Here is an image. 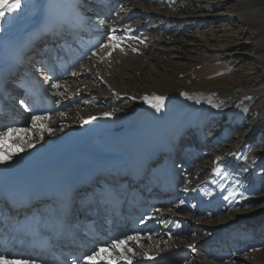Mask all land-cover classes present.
<instances>
[{"label":"bare ground","instance_id":"bare-ground-1","mask_svg":"<svg viewBox=\"0 0 264 264\" xmlns=\"http://www.w3.org/2000/svg\"><path fill=\"white\" fill-rule=\"evenodd\" d=\"M66 1H69L72 4L70 7L73 9H75V5H80L85 8L84 13L81 17L79 16L80 20H84L87 17L90 18V16H98L99 18L98 20L95 18L89 27H84L83 29L80 26L81 22H76L78 20L75 18L76 16L78 18V12L76 11L74 18H72L73 23H71L69 27L72 29V32H80L83 29L87 32V36L97 35L103 37V42L100 37H98L95 44L91 45V47H88V43H83L85 40H91L88 38H84L79 41V43L82 42L83 44H76L78 47L83 48V51H87V48L92 49L94 45L96 46L94 50L87 53L86 57L93 55L92 51L98 53V48H100L101 45L107 46V53H105V55L101 58H96V61L94 60V62H91L89 67H83L80 65L82 68L79 71L83 70L80 74L82 76L90 77V82L88 83L80 80L79 84L75 87L70 86L68 83L64 84L66 87L69 85L68 87L70 91L67 90V92L59 93L54 90L57 87L53 88L52 84H58L57 78H61V75H63L62 73L60 74V72H57L56 74V70L65 64V62L61 63L59 60H66L68 57L65 58L62 51H59L62 56L57 55L55 53L56 50H52L54 45H51V42H54L55 39L56 41L61 39L64 36V31L58 27L56 28L57 35L48 38L49 40L46 42V47L49 49L48 53L45 55L39 54L36 49L38 42L35 40L37 37L31 39V46H24V43L20 41V28L23 24H25L24 22L26 19L30 20L33 19V17H35L33 20H36L35 25H37L39 21L43 19V11L47 9L46 5L48 0H22V7L19 10L14 13L6 12L5 17L0 19V84L4 82L5 79L11 78L19 72L18 69L20 68L18 67V64H20V58L28 59L30 61V65L27 66H30L31 70L26 71L27 74L23 72V75H25L23 77L27 78V85L24 86V84H22L20 87L19 84L16 85L10 83L12 84L11 86H13L14 90L20 88L22 89L23 92H17L19 96H23L20 101H25V103L29 104L32 97L41 93L40 95L44 96V100L46 98L48 101L51 97L56 95L61 96L60 102L64 103L75 98L77 95H81L83 92H88L89 98L85 101L86 105L95 101L94 99L96 98L104 99V97H111L112 100L106 103L110 109L117 107V105L114 106L115 99L120 98V96L125 94H129L133 95V110L130 113L125 114L127 115L126 118L122 119V117L125 116L122 115L120 116L121 118L116 121L112 120L113 115L111 114L109 116L99 114L97 112L99 108L85 109L80 113V116L76 114V116L72 119H61L57 116V113H54L56 111L55 108L41 104L42 106L38 105L40 112L44 113L41 115L47 117L44 121L45 125L50 129L54 127L51 135H49L50 132H43L44 137L42 139L38 138L36 135V138H33L32 133L26 132L27 130L23 127L25 118L20 117V113L22 114L23 111H28V114H32L34 110H36V104L30 105V107L25 104V108L22 109L18 106L17 111H19V113L14 110H10V117L4 119H6L5 122L7 123L11 122V125L7 128H3V118L0 117V132H5L8 129H16L17 131L8 133V135L4 137L3 142L0 143V152L12 153L11 159H7L4 163H0V199L4 198L9 192L38 190L45 184L49 183L53 178H60L61 180H64L65 185H69L72 184L78 176L95 174L97 176H101L102 183H97L93 185L91 189H88L92 193L99 195V205L96 206V209L103 214L108 207H114L113 203L111 201L109 202L108 199H110L112 194L115 193V191H112L115 188L117 189L116 194L119 199V195L125 189L124 183L122 185V180L128 176L129 172L134 169L138 172L135 193L140 192L138 189L140 185H148V183L151 182L149 173L154 170L152 167L154 162L160 158V155L163 154L165 150H170L171 152L174 151V159L175 161L179 160V164L177 166H173L172 164L169 166H173L174 170H172L173 172L171 176L167 175V178L161 174V168H156V172L153 175L156 176V179L152 182H155V186H161L163 184V191L161 194L171 191L168 190L170 188L172 191H178L177 193L182 194L181 197L186 204H194L192 210L190 211L191 215L194 214V212H198L199 209L196 205L199 204V200L203 194L206 195V193H208V191L204 190V187L213 181L211 179V176L214 174L213 170L215 168H221V166L215 167V165H212V169V166L210 167L209 164L210 161L208 159H204V150H206V146L200 141L202 135L205 134L207 144H209L216 151H222L224 153L229 151V154H226L227 157L223 159L225 162L229 163L241 150L249 145V143L244 139L250 137L249 140H253L254 135H250L248 130H254V127L260 126L264 123V83H262L264 82V0H247L243 4L237 3L239 10H234L233 13H229L230 16H237L239 18L238 22L240 24L237 26L238 29L248 30L249 27H247L246 24L252 25L254 27V33L260 39L256 48L259 56L258 60L260 61L262 70L258 75V78L251 82L250 80H252V77L246 78L244 76H240L236 73L235 69H232L233 65L222 66L219 63L216 65H206V69L200 72L197 70L198 63L195 62V64L186 65L183 66V68H179L182 66L177 64L178 69L175 68L172 63V67L168 65L165 69H163L164 71L162 73L157 72L156 75L153 76L139 73V70L147 64L146 61L154 57V54L152 53H148L149 56L144 57L142 63L130 64L128 62H121L120 65H117L114 60L123 56V50L120 49V45L112 47L111 45H117V42L115 39L109 42L106 34H110L113 30L115 31L117 28H120L118 24L120 22L122 23L123 18H125L129 12L127 11L128 13H125V15H116L117 17L113 21L106 23L104 22V18H108V14L110 12L109 10L112 7V4H118L115 3V1L117 2L118 0H104L100 3V5L93 3L91 0H62L63 3ZM120 1L123 3L121 5L123 7L133 5L135 8H138L137 3H139V1L142 2V0H139L136 3L129 0ZM152 2L153 0L143 6L151 8L153 7ZM131 10L132 9H130V11ZM44 16H46V13H44ZM186 16L188 21L190 20L191 22L203 25L206 21L209 22L206 18L211 15H202L193 10L188 12ZM85 20H88V18ZM101 21H103V23H101ZM33 23L34 21L32 24ZM195 32L191 35L194 47L188 48H199L200 46L197 45L195 41H200L203 44V47H207L209 42H211V45H216L218 47L217 49L223 51L219 56L228 57L229 60L233 58L232 53H224V51L230 43L238 41V38H236L234 34H224L221 32L220 28L219 30L213 29L208 36L204 35L201 31L197 32L196 30ZM163 35L164 34H160L157 37L159 41H163ZM166 38H168V42H164V44H169L173 41L171 36ZM241 38L244 37L239 36V39ZM117 39L119 40H117L119 44H121L124 40H121V36L119 35ZM11 45L13 46L12 48H10ZM191 45L192 44L189 43L187 46ZM15 47H20L19 49L21 52H15ZM63 47L66 52L67 50L70 51L72 49L68 48L65 44ZM158 48L159 50L162 49V47ZM128 51H131V49ZM12 54L14 58L13 63L10 61V56ZM82 55H85V53ZM214 60L220 59L215 58ZM10 69L11 72H9ZM175 70L181 71L184 75V77L180 78L178 85L169 84V73ZM38 74L39 80L37 81V86L31 88L30 85L34 82V80H36L34 76ZM24 78L17 79V81L21 82ZM101 81H105L106 83H104L107 84L105 85L107 87L101 88L102 85H99ZM260 83L262 84L261 86L254 88L255 84ZM50 88L51 90H49ZM100 88L101 92L99 90ZM140 89L143 90L141 92L142 95L137 96L136 93L140 91ZM215 89L218 90L213 91ZM188 90L192 92H188ZM112 92L115 93V95ZM182 93H186L187 96L181 98L180 101L182 102L177 104L179 106H177L174 110H172L173 107L169 109L172 104L170 102L172 101L171 99L175 96H181ZM26 94H28L27 97ZM155 96L164 97L162 102L163 106L159 111L151 106V104L155 102L153 100V97ZM4 99H7V95L0 92V106ZM230 100H233L234 103L224 107L223 104L228 103ZM2 106L5 108L7 105L3 104ZM187 107L191 108V111L187 113L189 116L187 115L182 124H177V129L170 135L171 137L169 140L168 137L165 138L166 145H168V148H166L164 143L158 141L159 133L174 129L175 126H171V121L174 119L173 116L175 115L176 118V115L181 113L182 110ZM224 109L237 110L231 122H229V124L225 127L221 125V123H223L221 121L218 123L214 122L217 113ZM248 117L251 118L250 121L243 124L244 126L249 125L250 127L245 129L239 128L236 130V126H238L243 119ZM85 121H87V123H85ZM226 129L231 131L233 130V132L222 136L221 138L223 139V142L218 145L217 140L220 138L222 130ZM234 130L236 131L234 132ZM23 133H28L26 136H28L29 139L22 142H17L11 139V136L21 135ZM134 133H137V135H134ZM153 133H155L154 135H157V137L152 139L149 136H152ZM140 134H142L141 136L146 143H142L141 146L133 147L124 156L110 154L112 152L111 148L112 150L117 149L118 147L123 146V143H126L124 144L126 147L121 148L124 152L129 147V144H131L135 139H138L137 136ZM238 135L241 136L242 140L239 144L235 145L233 144V140ZM121 137H124V139L119 140L118 138ZM188 142H191L194 145L187 147L189 149L191 148L192 151L189 156L186 155L185 158L180 161V151H177L176 148H182V146L187 145ZM152 145H154V152H148L146 149ZM81 149H84V152H81ZM137 149L140 150L139 153H137ZM85 156L87 157L88 162L85 161L86 159L80 162V159L85 158ZM192 156H194V158L202 157V161H193L192 163L190 162V158H192ZM141 160H145L143 165L140 164ZM190 163L193 164L191 169ZM222 163H224V161ZM207 165H209V167H207ZM206 169L208 170L206 171ZM166 171L169 172L170 170L165 168L163 173ZM131 173L135 174V172ZM130 174L126 179L128 181L127 183L133 181L132 174ZM170 179L177 182L176 187V183L171 182ZM164 187L168 189L165 190ZM186 188L187 191H185ZM148 189L149 187L146 188V190ZM149 190L150 191L148 192H151V189ZM82 191H85L86 193L85 188L75 191L73 197L70 198V207L62 214L65 220L62 221L63 234L61 237L64 238L66 229H72L71 239H63L62 241L64 247L66 248L71 246L73 238L78 234V229L76 230L71 226V214L74 216V212L80 213L81 209L85 210L87 208L89 209L88 214L93 216V219H99L97 214H95L94 209H91L93 204L91 205L88 199H84L86 202L84 207H78L77 199L80 194H82ZM145 194L146 196L150 195V193L147 195V192H145ZM193 194L195 195L194 199L192 197ZM150 196L152 201L150 203H142L139 206L141 207L140 211L142 210L143 212H147L149 210H146L145 208L147 205H149V207L157 205L159 197L155 196L154 198L152 195ZM123 203L124 199L122 200V204ZM31 205L32 203H29L28 207L17 209L15 214H22L31 208ZM258 206L260 205L255 206V208ZM80 214L83 215L82 213ZM84 217L85 216L80 217V221L78 222L79 227H81ZM3 218L5 221H8L11 218V214L6 213ZM149 218H152V216ZM160 218L163 217L160 215L159 219L157 218L156 220H160ZM91 220L92 218L88 219L87 222L84 220L83 224H85L81 228H87L85 226ZM156 220L151 223L149 222V224L142 223L140 226L136 227L131 224L126 225L123 222L117 221L120 222L119 224L121 228L119 229L130 230V233L135 230V227L140 236V241L143 240L148 242L149 239L153 241L152 245H148V243L145 245L140 244L139 246L145 247L139 249L141 252H137V255H134L135 257L132 253H128L132 259V264L153 263V261L156 260L155 258L161 256L165 252H167V255H170L172 259H176L179 257L180 253L183 252L179 249L180 246L165 247V245L158 243L154 237L156 235H150L151 228H157L156 230L158 231L156 233L167 238L171 237L169 233L173 234L180 230V228L178 229L177 227V223L175 225L173 224V228V225L170 222L168 225L166 224L167 222L165 223L167 226L164 224L166 229L161 228L160 226L163 224L156 222ZM214 224L215 223L213 221L208 223V225ZM187 227L189 230L192 229L191 224H188ZM129 246L132 247L133 250H138L139 248V246L137 244L135 245L134 242H129ZM153 248L155 251L152 250ZM105 255H107V253H105ZM28 257L34 258L36 260V264H47V262H49V256L36 255L35 251L26 252L21 256H9V258L17 259ZM147 257H152L153 259H148ZM113 259H116V264H127L126 261L118 259V253H113ZM99 264H106V262L100 261Z\"/></svg>","mask_w":264,"mask_h":264},{"label":"rangeland","instance_id":"rangeland-1","mask_svg":"<svg viewBox=\"0 0 264 264\" xmlns=\"http://www.w3.org/2000/svg\"><path fill=\"white\" fill-rule=\"evenodd\" d=\"M91 1L97 5H100V3L104 0ZM129 1L136 3L139 0ZM150 1L151 0H142V2L139 1V3H137L138 8H135L133 5L123 7L121 6L123 3H121L120 0L117 2L115 1V3L118 4H112V7L109 10L110 12L108 14V18H104V22L107 23L109 21H113L117 17L116 15H125V13L129 12V14L123 18L122 23L120 22L118 24L120 28H117L114 31L117 45H120V49L123 50V56L117 60L115 59V64L120 65L121 62H128L130 64L142 63L144 57L149 56L148 53H152L154 54V57L146 61L147 64L139 70V73L153 76L156 75L157 72L162 73L164 71L163 69H165L168 65L172 67V63L174 64L175 68H177V64L182 66L179 68H183V66L195 64L196 62L198 63L197 70L199 72L205 70L207 67L206 65H216L219 63L222 66L233 65L232 69H235L236 73L240 76H244L246 78L252 77L250 82L258 78V75L262 70V66L258 60L259 56L256 48L260 39L254 33V27L252 25L246 24V26L249 27L248 30L238 29L237 26L240 24L238 22L239 18L237 16L229 15V13H233L234 10H239L237 3L243 4L247 0H153V7L146 8L143 6L148 4ZM70 5L72 4L69 1L63 3L62 0H48L46 5L47 9L43 11V19H41L37 25H35L36 20H33L35 17L30 20L26 19L24 22L25 24H23V26L20 28L21 33H19V35H21L20 41L24 43V46H31V39L37 37L35 40L38 42L36 49L39 54L45 55L48 53L49 49L46 47V42L49 40L48 38L57 35L56 28L58 27L64 31V36L61 39L58 41L55 39L54 42H51V45H54V47L52 46V50L55 49V53L57 55L62 56V54L59 52L62 51L64 54L63 56L65 58L68 57L66 60H59L61 63L65 62V64L56 70V74L57 72L63 74L61 75V78H57L59 87L54 89L59 93L67 92V90L70 91L68 86L70 85L75 87L79 84L80 80L89 83L91 80L90 77L82 76L80 74L83 72V70L79 71L82 68L81 66L89 67L91 62H94V60L98 57H103L108 51L107 46L100 47L98 48L99 50L96 56L89 55V57H86L87 53L91 50H94L96 46L94 45L92 49L87 48V51H83V48H80L76 45L88 43V47H91V45L95 44L96 39L100 36H87V32L83 29L84 27H89L95 18L96 20L99 18L98 16H90V18L87 17L88 20H85L87 18L80 20L79 16L81 17L85 11V8L81 7L80 5H75V9H73L70 7ZM130 9L133 11H130ZM193 10L202 15H211L207 16L209 19L206 18L209 20V22L206 21L205 24L201 25L196 22H191L190 20L188 21L186 15L188 12ZM76 11L78 12V18L77 16L75 17L78 19L76 22H81L80 26L83 28L80 32H72V29L69 28L71 23H73L72 18H74ZM44 13H46V16H44ZM33 21L34 23L32 24ZM219 28L224 34H234V36L238 38V41L230 43L224 51V53L230 52L233 54V58L231 60H229L228 57L219 56L223 51L217 49L218 47L216 45H211V42H209L207 47H203V44L200 41H195V43L200 47L195 49L188 48L194 47V42L191 39V35L196 30L197 32L201 31L204 35L208 36L213 29L219 30ZM160 34L165 35H163V41H159L157 38ZM118 35L121 36V40L124 39L121 44L118 42ZM170 36L174 42L172 41L169 44H164V42H168V38L166 37ZM239 36L244 38L239 39ZM106 37L108 40L109 33L106 34ZM84 38L91 40H85L83 43H79V41ZM100 39L103 42V37H100ZM189 43L192 45L187 46ZM64 44L68 48L72 49L70 51L67 50V52L64 51ZM12 45L10 48L13 47ZM158 47H162V49L159 50ZM19 48L20 47H15L14 51L20 53L21 50ZM129 49H131V51H128ZM83 53H85V55H82ZM92 53H94V51H92ZM13 54L10 56L11 63L14 61ZM215 58H219L220 60H214ZM19 62V72L13 77L5 79L4 83H9V85L10 83L16 85L19 84L20 87L22 84H27V79L23 77V72L31 70L30 66H27L30 65V61L28 59L20 58ZM9 72H11V69ZM35 77L36 80H34V82H32L30 85L32 88L37 86L39 74L34 76V78ZM169 77V84L178 85L180 78L184 77V75L181 71L175 70L169 73ZM21 78H24L21 82L17 81V79ZM104 82H100L99 85H102L101 88L107 87L105 86L107 85L105 84L106 82ZM67 83L69 85L66 87L64 84ZM261 85V83L255 84L254 88H258ZM7 88L10 90L12 89V87L9 86H7ZM101 88L99 89L100 92ZM10 90L8 91L10 94V103L7 105V108L15 109L17 106L25 108V104L28 105V107H30V105L36 104V110H34L32 114H28V111L23 114V117L25 118L23 127L27 130L26 132L32 133L33 138L38 136L40 139L44 137L43 132H50L49 135H51V133H53L52 129L54 128H48L44 123L45 119L33 122L32 117L34 115L42 116L41 114H44L39 110V106H42L41 104L55 108L56 111L54 113H57V116H59L61 119H72L76 116V114L80 116V113L85 109L99 108L97 110L99 114L110 113L113 115L112 120L114 121L119 120L121 118L120 116L130 113L134 106L133 95L129 94H125L120 96V98L115 99L114 106L117 105V107L114 108L109 109L108 105H106V103L112 100L111 97H104V99L96 98L94 99L95 101L86 105L85 101L87 98H89L88 92H83L81 95H77L75 98L71 100L69 99L70 101L64 103L60 102L61 96L54 95L47 101L46 98L44 100V96H41V93H39L37 96L35 95L31 98L32 100L31 102L29 101V104L23 103L22 105L20 104L21 102L19 100L23 96L20 98L18 95L22 89H16L18 93L15 94H11ZM49 90H51V88ZM216 90L218 89L213 91ZM142 91L143 90L140 89L136 95L141 96ZM188 92L192 91L188 90ZM113 94L115 95V93ZM26 96H28V94H26ZM186 96L187 94L184 93V95L173 97V99H171L172 101H170L172 104L170 105L169 109L173 107L172 110H174L177 106H179L177 104L182 102L180 101L181 98ZM232 103H234V101L230 100L228 103L223 105L225 107ZM190 109L191 108L189 107L184 108L181 113L176 115V118L174 115V119L171 121V126H175L174 129H170L166 132H160L158 135V141L164 143L165 146V138L168 137V140L170 139V135L177 129V124H182L183 120L188 115L187 113L191 111ZM4 110L5 108L1 109L0 107V113H2ZM236 111V109H224L221 112L219 111L216 118L214 119V122L218 123L221 121L223 122L221 125L225 127L229 124V122H231L232 118L236 114ZM1 116L3 115L0 114V117ZM126 117L127 115L123 116L122 119ZM250 119V117L243 119L240 124L236 126V130L239 128H249V125L244 126L243 123L249 122ZM41 124H43L44 127H41ZM8 125L10 124H5L3 127L5 128ZM254 128V130H248L250 135H254L253 140L250 141V137L244 139L249 143V145L241 150L238 155L229 163L223 160L225 157H227L229 151L227 153L216 151L209 144H207L205 134L202 135L200 141L206 146V150H204V159H208L210 161V167L215 165V167L221 166V168L218 169L214 167V174L211 176L213 181L204 187V190L208 191V193H206V195L203 194L199 200V204L196 205V207L199 209L198 212H194V214L191 215L190 211L192 210L194 204H186V202L183 201V198L181 197L182 194L177 193L178 191H172L171 188L168 189L164 187L165 190L168 189L171 191L161 194L163 190H160V187L155 186L156 184L154 185V182H150L149 187L152 189V191L151 193H147H150L154 197L158 196L160 199L158 198L159 202H157L156 206L153 205L149 207V205L146 204L147 206L145 208L146 210H149L148 212H145L146 214L140 220V223L143 220L144 224H149V222H154V220L157 218L159 219L160 215L163 218L156 220V222L163 224L160 226L161 228L166 229V226L169 224V222L172 225L177 223V227L178 229L180 228V230L173 234L169 233L171 237L167 238L157 234V228H151L150 235H156L154 236L155 239L161 245H165V247L180 246L179 249L183 252H181L179 257L176 259H172L171 256L167 255V252H165L162 254L163 256L161 255L155 258L156 260H154L153 263L148 264H264V123ZM236 130H234V132ZM232 132L233 130H222L220 138L217 140V144L219 145L223 142V139L221 138L222 136L227 135L228 133L231 134ZM28 133L13 135L11 136V139L17 142L25 141L29 139L28 136H26ZM142 133L145 134L144 132ZM154 134L155 133L149 137L152 139L157 137V135L155 136ZM134 135H137V133H134ZM141 135L142 134L137 136V140L133 139L134 141L132 140L133 142L129 144V147L124 152L121 150V148L126 147L124 145L126 143H123V146H120L117 149L112 150L111 148L112 152L110 154L124 156L133 147L141 146L142 143H146L144 142ZM118 139L123 140L124 137ZM241 140V136L238 135L233 140V144L237 145L241 142ZM188 146L194 145L191 142H188L187 145L182 146V148H176L177 151H180V161L183 160L186 155L189 156L191 153L192 149L187 148ZM153 147L154 145L148 147L146 150L148 152H154ZM166 148H168V145H166ZM136 151L139 153L140 150L137 149ZM80 160V162H82V160L88 162L86 156ZM193 161L201 162L202 157L194 158V156H192V158H190V162L193 163ZM223 161L224 163H222ZM171 164L173 166H177L179 164V160L175 161L174 151L171 152L170 150H165L164 153L160 155V158H158L152 165L154 170L149 173L151 181H153L156 177L153 176L156 172V168H161V174L165 178H167V175L171 176L173 172L172 170H174L173 166L169 167ZM192 166L193 164L190 163V169ZM207 167H209V165H207ZM165 168L169 169L170 171L163 173ZM207 170L208 169H206V171ZM97 179L99 180L100 178ZM170 181L173 183L175 182L173 179H170ZM175 183L176 187L177 182ZM148 191L150 190L148 189ZM192 197L194 199L195 195L193 194ZM225 197H227V199H225ZM182 201L185 204L181 203ZM257 205L260 206L255 208ZM154 210L158 212H155ZM148 216H152V218H149ZM212 221L215 224L208 225V223ZM164 224L166 226H164ZM188 224L192 225L191 230H189L187 227ZM147 243L148 245H152L153 241L151 239H149L148 242L141 240L140 243H135V245L137 244L139 246L140 244L145 245ZM144 247L145 246H139L138 250H133L135 255H137V252L140 253L141 251H139V249ZM193 249L195 250L193 251ZM152 250L155 251L154 248Z\"/></svg>","mask_w":264,"mask_h":264},{"label":"snow or ice","instance_id":"snow-or-ice-1","mask_svg":"<svg viewBox=\"0 0 264 264\" xmlns=\"http://www.w3.org/2000/svg\"><path fill=\"white\" fill-rule=\"evenodd\" d=\"M22 7V0H0V19L4 18L7 13H14L17 10H19ZM103 23V21H101ZM115 39L114 36V30L113 32H110L108 40L109 42L113 41ZM112 47L118 46V45H111ZM101 47H105V45H101ZM97 53H93V55H96ZM75 75V73H74ZM53 88L59 87L58 84L53 83ZM184 95V93H182ZM154 103L151 104L153 108H155L157 111L161 109L163 106L162 102L164 100L163 96H155L153 97ZM24 102L21 101V104ZM105 116H109L110 113H105ZM47 117L42 116H36L34 115L32 117L33 122L41 121L43 119H46ZM87 123V121H85ZM41 127H44L43 124L40 125ZM16 129H8L5 132H0V143L3 142L4 137L8 135V133L15 132ZM30 146V145H29ZM12 153L10 152H0V163H4L5 160L11 159ZM187 191V188L185 189ZM227 199V197H225ZM183 203V201L181 202ZM143 223V220L141 221ZM140 236L139 234L134 235H128L123 238H117L113 239L110 244L108 245H100L97 246L94 251H92L90 254H85L83 257L75 258L72 261V264H99L100 261H105L106 264H116V259H113V253H118V259L124 260L127 262V264H132V259L128 255V253H132V255H135V252L133 251V248L129 246V242L139 243ZM191 247V246H190ZM195 249H193L194 251ZM107 253V255H105ZM10 254H0V264H36V260L34 258L28 257V258H9ZM148 259H153L152 257H147Z\"/></svg>","mask_w":264,"mask_h":264}]
</instances>
